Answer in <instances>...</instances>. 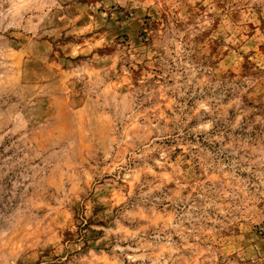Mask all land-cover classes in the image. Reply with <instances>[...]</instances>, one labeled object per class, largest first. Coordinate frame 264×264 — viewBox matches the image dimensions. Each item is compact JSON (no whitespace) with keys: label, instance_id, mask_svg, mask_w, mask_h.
<instances>
[{"label":"rangeland","instance_id":"rangeland-1","mask_svg":"<svg viewBox=\"0 0 264 264\" xmlns=\"http://www.w3.org/2000/svg\"><path fill=\"white\" fill-rule=\"evenodd\" d=\"M0 264H264V0H0Z\"/></svg>","mask_w":264,"mask_h":264}]
</instances>
